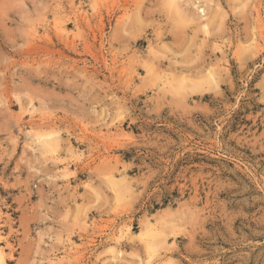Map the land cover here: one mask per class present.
I'll list each match as a JSON object with an SVG mask.
<instances>
[{
	"label": "rangeland",
	"instance_id": "374dc122",
	"mask_svg": "<svg viewBox=\"0 0 264 264\" xmlns=\"http://www.w3.org/2000/svg\"><path fill=\"white\" fill-rule=\"evenodd\" d=\"M0 253L264 264V0H0Z\"/></svg>",
	"mask_w": 264,
	"mask_h": 264
},
{
	"label": "bare ground",
	"instance_id": "6f19581e",
	"mask_svg": "<svg viewBox=\"0 0 264 264\" xmlns=\"http://www.w3.org/2000/svg\"><path fill=\"white\" fill-rule=\"evenodd\" d=\"M57 20H58V19H57ZM2 253H3V252H2ZM2 253H0V264H5V263H4L5 261H4L3 258L1 257V256H2L1 254H2ZM3 255H4V254H3Z\"/></svg>",
	"mask_w": 264,
	"mask_h": 264
}]
</instances>
